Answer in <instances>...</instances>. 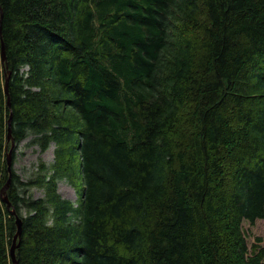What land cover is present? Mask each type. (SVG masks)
<instances>
[{
	"label": "trees",
	"instance_id": "16d2710c",
	"mask_svg": "<svg viewBox=\"0 0 264 264\" xmlns=\"http://www.w3.org/2000/svg\"><path fill=\"white\" fill-rule=\"evenodd\" d=\"M0 7V190L9 180L21 218L17 264H263L243 222L264 218V0ZM29 135L54 160L23 182L14 153ZM8 202L0 192V264L17 232Z\"/></svg>",
	"mask_w": 264,
	"mask_h": 264
},
{
	"label": "rangeland",
	"instance_id": "374dc122",
	"mask_svg": "<svg viewBox=\"0 0 264 264\" xmlns=\"http://www.w3.org/2000/svg\"><path fill=\"white\" fill-rule=\"evenodd\" d=\"M31 138V135L27 136L15 147L13 168L23 182L35 175L38 164L50 165L54 160V143H50L45 150H41L37 144L32 143ZM57 191L64 198L73 202L77 201L76 191L68 181L58 180ZM43 192V189L35 187L29 190L34 197L42 196ZM243 229L249 246L255 242L257 236L261 238L260 244L264 245V218L256 220L254 224L244 221Z\"/></svg>",
	"mask_w": 264,
	"mask_h": 264
},
{
	"label": "water",
	"instance_id": "95a60500",
	"mask_svg": "<svg viewBox=\"0 0 264 264\" xmlns=\"http://www.w3.org/2000/svg\"><path fill=\"white\" fill-rule=\"evenodd\" d=\"M1 18H2V10H1V7H0V40H1L0 55H1V61L5 62V60H6L5 50H4V45H3V42H2V36H1ZM8 79H9V74H6L5 75V80H4V91L7 94V99H6L7 107L10 108V99H9V95L7 93ZM7 140L10 141V148L7 151V157H6L7 158V164H8V171L10 172L11 152H12V149L14 147V140L11 138V122H10V118L7 120ZM8 183H9V180L3 185V187L0 190V192L2 194V199L5 200L6 202H8L7 201V196H6V190L8 188ZM7 207L8 208L10 207L9 202L7 203ZM10 212L15 217V222H16V225H17V232L13 236L12 245L10 247L9 254H10V258H11L12 264H17L16 259H15V250H16V247L18 246V243L16 241H17V239H19V236H20V233H21V218L16 214V212H15L13 207H11Z\"/></svg>",
	"mask_w": 264,
	"mask_h": 264
},
{
	"label": "bare ground",
	"instance_id": "6f19581e",
	"mask_svg": "<svg viewBox=\"0 0 264 264\" xmlns=\"http://www.w3.org/2000/svg\"><path fill=\"white\" fill-rule=\"evenodd\" d=\"M11 209V206L9 207V210Z\"/></svg>",
	"mask_w": 264,
	"mask_h": 264
}]
</instances>
